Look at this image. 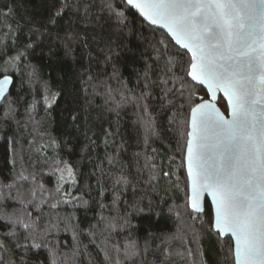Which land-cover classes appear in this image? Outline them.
Here are the masks:
<instances>
[{
  "label": "trees",
  "instance_id": "obj_1",
  "mask_svg": "<svg viewBox=\"0 0 264 264\" xmlns=\"http://www.w3.org/2000/svg\"><path fill=\"white\" fill-rule=\"evenodd\" d=\"M111 3L123 23L106 0H0V78H14L0 105V180L24 171L35 176L24 188L43 185L46 198L58 186L68 193L61 199L71 203L41 209L45 223L71 217L46 241L57 264H235L232 241L210 228L209 203L203 214L189 209L188 78L181 69L174 87L161 85L164 57L156 59L161 39L174 59L184 51L123 0ZM218 105L226 113L221 97ZM67 169L72 179H61ZM121 176L127 184L115 183ZM113 217L119 224L109 234ZM132 243L134 261L124 257ZM0 257L49 264L47 251L12 244Z\"/></svg>",
  "mask_w": 264,
  "mask_h": 264
},
{
  "label": "snow or ice",
  "instance_id": "obj_2",
  "mask_svg": "<svg viewBox=\"0 0 264 264\" xmlns=\"http://www.w3.org/2000/svg\"><path fill=\"white\" fill-rule=\"evenodd\" d=\"M123 3L138 9L151 24L165 28L172 43L184 50L179 60L174 59L168 54V44L161 39L158 43L163 50L156 49V59L164 57L161 85L173 83L174 87L173 78L183 79L176 75L181 69L188 78L181 85V94L188 91L191 105L187 121L191 131L187 135L193 139L185 144L192 177L189 206L202 212V195H211L216 201L215 208L208 209L211 230L221 238L228 234L232 240L229 250L239 264H264V0ZM106 7L123 23L124 12L117 10L118 5L113 7L111 0H106ZM8 79L0 80V96ZM196 85L206 89L208 99L197 94ZM168 91L171 89H166L165 94ZM216 91L225 94V109L230 118L211 103ZM49 99L55 101V94L45 97L46 101ZM147 131L152 133L150 127ZM30 176L35 181L33 174L25 175L24 171L0 180V230H4L0 250H7L9 244L26 252L43 249L49 254V264H57V252L48 248L46 241L61 224L70 225L71 217L45 223L41 209L45 205L56 209L60 203L72 201L61 199L68 193L59 186L55 189L59 196L50 193L48 198L42 191L43 185L24 188ZM9 179L10 183L5 182ZM115 183L127 184V180L121 176ZM118 199L117 195L113 203ZM8 208L15 211L8 212ZM29 208L35 210V215ZM118 224L119 220L113 217L105 221L104 231L110 234ZM137 255L134 243L125 247L126 260L134 261ZM2 261L0 257V264ZM116 264L122 262L117 260Z\"/></svg>",
  "mask_w": 264,
  "mask_h": 264
},
{
  "label": "water",
  "instance_id": "obj_3",
  "mask_svg": "<svg viewBox=\"0 0 264 264\" xmlns=\"http://www.w3.org/2000/svg\"><path fill=\"white\" fill-rule=\"evenodd\" d=\"M131 9L134 10V11L139 15V17H140V18H141V19H142L147 25H149L150 27H152V28H154V29H157V30H159V31H162L163 33H165V34L167 35V32H166V29H165V28L161 27L159 24H157V25H153V24H151L148 20H146V19L144 18V16H142V15L140 14V12H139L138 9H136V8H131ZM167 36H168V35H167ZM168 37H169V39L172 41L171 37H170V36H168ZM174 45H175V44H174ZM175 46H176L177 48H179L178 45H175ZM179 49H180V48H179ZM180 50L184 51L183 49H180ZM4 77H8L9 79H8V81L4 84L3 95L0 96V105L3 103V101L6 99V97L10 94V92L12 91L13 86H14V78H13L12 76L5 75V76L1 77L0 80H3ZM198 86H200V85H198ZM200 87L203 88V86H200ZM203 89L206 91L205 88H203ZM220 97L226 102V104L228 103L225 94H224L223 92H221V91H216V92H215V96H214V98H212L211 103L215 104V105L217 106V108H219V110H220L222 113H225V112L221 109V107L218 105V101H219V98H220ZM207 99H208V98H207ZM225 116H226V118H230V117H227V113H225ZM190 131H191V128H190V126H189V132H190ZM192 139H193V138H192L191 136H188V141H190V140H192ZM186 155H187V153H186V151H185V170H186V174H187V178H188V185H189V191H190V186H191V182H192V177L189 175V165H188V162H187V159H186ZM188 201H189V199H188ZM206 202H208L209 205H210L213 209L215 208V204H216L215 199L212 198L211 195H209V194L206 193V194L202 195V197H201V207H202V209H203L202 212H199V213H198V212H195V211H193V209H192L190 206H189V209H190L192 212L196 213V214H203V213L205 212ZM189 204H190V201H189ZM222 239H230V238H229L228 234H225V236H224ZM230 240H231V239H230ZM231 241H232V240H231ZM234 260H235V264H239V261H238V260H236V259H234Z\"/></svg>",
  "mask_w": 264,
  "mask_h": 264
},
{
  "label": "rangeland",
  "instance_id": "obj_4",
  "mask_svg": "<svg viewBox=\"0 0 264 264\" xmlns=\"http://www.w3.org/2000/svg\"><path fill=\"white\" fill-rule=\"evenodd\" d=\"M69 172H71L69 169H67V170H65V171L63 172L62 177H63L64 180L72 179V175L70 176V175H69ZM8 264H11V261H9Z\"/></svg>",
  "mask_w": 264,
  "mask_h": 264
}]
</instances>
